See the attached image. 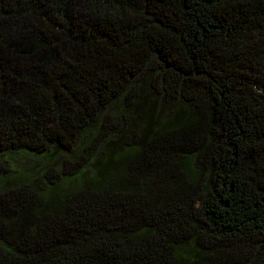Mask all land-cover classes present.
I'll list each match as a JSON object with an SVG mask.
<instances>
[{
    "label": "trees",
    "instance_id": "16d2710c",
    "mask_svg": "<svg viewBox=\"0 0 264 264\" xmlns=\"http://www.w3.org/2000/svg\"><path fill=\"white\" fill-rule=\"evenodd\" d=\"M0 264H264V0H0Z\"/></svg>",
    "mask_w": 264,
    "mask_h": 264
}]
</instances>
